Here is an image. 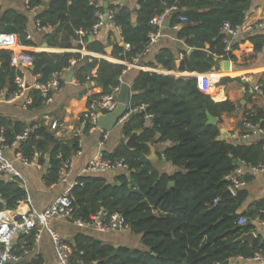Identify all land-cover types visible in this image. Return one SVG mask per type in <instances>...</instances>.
<instances>
[{"label": "trees", "instance_id": "trees-1", "mask_svg": "<svg viewBox=\"0 0 264 264\" xmlns=\"http://www.w3.org/2000/svg\"><path fill=\"white\" fill-rule=\"evenodd\" d=\"M49 2L48 6L45 3ZM103 0H29L30 9L41 10L36 22L42 28L51 30L44 38L50 47L73 49V42L83 41L87 50L106 55V46L90 42L91 32L99 21L98 14L104 13ZM254 0H139L134 13L127 5L109 6L115 13V23L121 29V37L130 47L126 50L114 46L112 57L122 62H134L142 56L149 43V34L156 31L152 20L162 15L167 8L178 7L179 11L170 17V29H175L177 39L186 49L181 50L182 61L179 69L176 56L170 50H163L152 66L162 65L168 71L207 74L218 67L221 61L234 60L225 52V35L222 28L226 23L240 27L247 19ZM185 16L188 23L181 24ZM29 17L14 10L2 12L0 7V31L19 36L21 45L32 46L27 40ZM82 31L85 35H79ZM250 41L255 54L264 49V37L253 36ZM82 48V47H80ZM190 49L194 50L190 53ZM34 56L35 70L31 74L36 83L47 85L53 75L77 64V81L85 84L95 81L102 88L100 95L109 94L121 86L127 67L105 59L82 56L74 53H30ZM12 52L0 50V93L9 87L8 96L17 91L16 78L26 75L22 69L11 66ZM97 69V76L90 74ZM29 70V69H27ZM235 79L223 77L216 82V88L204 93L197 78H176L151 72H139L132 86L129 118L123 133L130 137L140 131V142L171 144L162 153L161 159L179 170L174 174L161 173L140 151H130L121 144L113 154H103L113 161L125 160L130 174L116 177L118 184H111L101 176H85L81 185L75 187L76 219L89 221L100 210L123 215L132 233L142 236L144 249L127 246H113L85 234L75 238L73 261L84 264H224L239 257L249 258L264 253V243L257 240L254 246L239 242L245 234L255 228L240 226L241 218H264V199L246 213L239 210L248 199V191L240 190L230 201L222 202L221 197L228 190L225 177L236 170L235 161L253 166L264 164V139L251 145L230 142L221 138V124L224 115L236 112V105L221 88ZM31 109L43 105L38 90L30 92ZM92 102V101H90ZM142 105L146 111H137ZM217 119L215 125H208V115ZM153 116L150 122L146 117ZM259 125L264 130V111H247L241 122ZM28 127L22 123H11L0 117V133L4 130L7 144L12 145L17 137L31 129L28 141L22 143L19 152L32 158L42 152L50 155V165L45 183L52 186L59 179L64 160L79 151L78 140L70 144L60 143L47 128L40 124ZM89 127L87 126V129ZM62 154V158H58ZM41 159L40 164L45 165ZM175 186L170 188V184ZM28 193L18 181L0 178V212L14 210L27 205ZM219 199L218 204L215 201ZM35 236H22L18 250L31 248ZM237 263V261H236ZM28 264H45L42 257ZM243 264V263H238Z\"/></svg>", "mask_w": 264, "mask_h": 264}, {"label": "crops", "instance_id": "crops-1", "mask_svg": "<svg viewBox=\"0 0 264 264\" xmlns=\"http://www.w3.org/2000/svg\"><path fill=\"white\" fill-rule=\"evenodd\" d=\"M139 0H103L102 5L104 7L105 2H108L109 6L127 5L135 13L138 9ZM45 3V6H48ZM0 7L2 12L8 10H14L29 17V23L27 28V36L30 37L29 41L32 42V46L20 45V49L27 53H74L82 56H90L98 59H105L111 63L122 64L127 67L124 72L122 84L126 83L133 86L139 72H151L161 75L173 76L176 78H197L200 79V86L203 88L204 93H209L215 90L216 82L223 77H229L235 79L232 83L221 88V95H225L236 105V112L232 115H224L223 122L221 124V138L230 142H237L231 139V135H239L242 132L241 122L244 114L247 111H253L260 109L264 111V93H258L254 90L256 85H264V49L261 53L255 54V47L250 41L253 36L264 37V27L255 28L248 34H243L237 39V44L234 46V52L232 56L234 60L230 61L229 72L223 71V61L218 63V67L207 74L197 73H181L180 71H168L162 65L152 66L156 63V58L163 50H170L176 56V65L179 61H182L181 50L186 49L183 42L177 39V32L175 29L165 28L164 37L156 44H154L149 52L144 53L142 56L134 60V62H122L114 59L111 55L116 44L125 47L124 41L121 37V33L108 28L101 27L99 33L95 36H90V42L99 41L106 46V55L96 54L89 52L87 44L83 41L73 42V49L65 50L61 48H53L45 41V34L50 33L51 30L46 29L44 31L37 27L36 16L41 10H31L27 7V0H0ZM264 21V0H254L252 8L248 12V16L243 28L246 26L258 25ZM28 40V39H27ZM82 47V48H80ZM192 49H190V53ZM194 51V50H193ZM76 62V60H73ZM181 65V64H180ZM2 62H0V68ZM179 69V66L177 65ZM26 77L29 83V89L26 91V95L20 101L8 104L7 102L0 100V117L8 120L9 122L22 123L31 127L44 125L47 130L52 133L56 139L62 144H70L74 139L78 140L79 151L82 154L73 155L74 157V171L71 181L75 182L82 170L87 164L102 154H113L121 144H125L127 137L123 133V128L127 119L118 125L114 131L108 133V139H105L104 132L99 130L93 131L90 128L87 129L84 121V113L88 108L90 101L97 100L104 95L102 88L97 85L95 81H89L85 84H81L77 81L76 74H74L72 81L67 82L66 76L62 82V87L59 92H56L52 96V101L49 105H42L39 108L31 109L30 105L33 103V99L30 95L31 90L34 89L36 84V77L31 74L30 68L24 69ZM72 71V70H71ZM75 72V71H74ZM97 76V69L93 70L90 74L91 78ZM207 85V89L204 90L203 84ZM7 95L9 87L3 90ZM58 122L59 127L56 130H52V125ZM151 125V121L148 122ZM264 139L263 136H250L247 140H240L238 142L251 145ZM81 145V147H80ZM171 144H155L154 149L157 154L156 160L153 162L154 166L161 173L174 174L179 169L172 164L166 162L159 157L166 148ZM8 157L11 159H17L22 154L19 152V148H11L7 151ZM45 165H38L33 167H24L19 164V169L24 177L26 184V190L28 196L31 199L32 207L36 210H43L49 207L55 199H57L65 190V187L58 185L55 187L48 186L45 183L44 176L46 175L50 165V155L47 154L44 159ZM120 174H125L123 171L109 172L102 175H98L107 179L111 184H118L116 177ZM248 182L247 186L243 190L248 191V199L239 210V214L248 212L254 204L264 199V178L262 176L246 177ZM259 217V216H258ZM257 218V217H256ZM250 219V225L255 230L252 232L256 235L257 240L264 243V225L258 224L255 219ZM53 227L57 233L71 244L75 242V238L79 234H85L91 237H95L106 244L113 246H127L136 249H144L142 243V236L132 233L129 229L124 232L115 233H103L95 229H83L78 227L72 221L55 220ZM37 258L42 257L45 264H57V258L55 253L54 244L49 233H44L42 241L37 246L36 250ZM236 260L231 264H238ZM247 264V263H245Z\"/></svg>", "mask_w": 264, "mask_h": 264}, {"label": "built area", "instance_id": "built-area-1", "mask_svg": "<svg viewBox=\"0 0 264 264\" xmlns=\"http://www.w3.org/2000/svg\"><path fill=\"white\" fill-rule=\"evenodd\" d=\"M27 7L30 9L29 0H27ZM178 7L167 8L162 15L157 16L152 20V25L156 28V31L149 34L150 43L145 51L149 52L151 47L158 43L164 37V30L166 23L170 21V17L173 13L178 12ZM99 21L91 32V36H95L99 33L101 27H108L121 33V29L115 23V13L112 11L99 13ZM181 24L188 23V19L185 16L179 18ZM37 27L44 31L46 28H42L40 23H37ZM264 27V21L258 25H250L243 28L232 27L229 23H226L222 28V32L225 35L224 44L225 52L227 56H230L234 52V46L238 43L237 39L243 34L252 32L255 28ZM176 27L175 29H177ZM79 35H85L80 31ZM29 40L30 37L27 36ZM125 44V43H124ZM19 36L14 33H4L0 31V50H7L12 52L11 66L16 69H28L34 65V56L20 49ZM126 50L130 47L125 45ZM76 65L75 61L71 62V67L65 69L60 73L53 75L52 80L47 85H40L36 83L34 89L38 90L43 99V105L47 106L52 101L54 93L59 92L62 87L64 76L67 72L71 71ZM199 88L202 91L203 88ZM29 83L26 75L18 76L16 78L17 91L8 96L2 91L0 93V100L7 102L8 104L20 101L25 97L26 91L29 89ZM204 90L207 89V85H202ZM122 85L115 87L109 94L102 96L101 98L92 101L84 113L85 125L91 130H99L98 127V110H101L104 114L113 112L118 104V95L121 91ZM258 93H264V85L258 84L254 88ZM203 92V91H202ZM210 93V92H209ZM148 106L142 105L137 111H146ZM255 110H253L254 112ZM129 114H127L121 121L123 123ZM149 121L153 119V116L148 115L146 117ZM244 129L238 135H231V139L247 140L250 136H263L264 130L259 125H254L251 122L244 121ZM59 127V123L55 122L52 125V130H56ZM31 129H27L22 135L16 138L14 143L10 146L7 144L4 130L0 133V178L6 180L18 181L20 185L26 189L24 177L19 169V164L24 167H33L40 165L41 159H46L47 154L38 152L32 158H26L20 156L17 159H11L8 157L7 151L11 148H19L22 143L28 141ZM105 139H108L109 134L104 132ZM81 147V145H80ZM78 154H82L81 151ZM58 158H62V154ZM74 171V157L68 158L63 161L62 167L59 173L58 181L51 187L62 185L65 187L64 192L47 208L39 211L32 207L31 199L28 196L27 205H22L14 210H5L0 212V264H19L22 261L30 262L33 259H37L36 250L39 243L42 241L44 233H49L52 238L57 264H84L83 261H77L74 263V248L73 245L62 238L53 227L55 220L72 221L78 227L83 229H95L103 233H115L124 232L130 229L125 217L119 213H110L106 210H100L96 214L92 215L89 221H83L82 219H76V207L75 200L72 196V191L75 187L81 185L80 179L85 176H98L109 172L123 171L130 174V167L125 160L113 161L106 159L102 153L92 159L87 166L82 170L78 179L72 182V176ZM262 176L264 178V164L259 166H253L246 162L240 161V164L235 171L228 174L225 177V181L229 183L228 189L232 191L234 196L238 191L245 189L248 182L246 177ZM219 199L215 201L218 204ZM21 215L20 219H17V215ZM255 221L264 225V218L257 217ZM250 223V219L241 218L239 221L240 226H244ZM34 234L35 243L31 248H23L18 250V240L22 236H31ZM239 263L247 264H264V253H256L254 256L245 258L239 257L236 259Z\"/></svg>", "mask_w": 264, "mask_h": 264}, {"label": "water", "instance_id": "water-1", "mask_svg": "<svg viewBox=\"0 0 264 264\" xmlns=\"http://www.w3.org/2000/svg\"><path fill=\"white\" fill-rule=\"evenodd\" d=\"M46 5H47V2H46ZM104 10L105 12H108L109 10L108 2H105ZM166 27L170 28L169 21L166 23ZM44 47L47 48L48 44H45ZM191 52H193V50H191ZM180 64L181 63L178 61L177 65L179 67H180ZM222 65H223V71L229 72L230 66H231L230 61H223ZM34 70H35V67L33 65L32 67H30V71H34ZM74 74H75L74 71H70L68 75L66 76V81L71 82ZM131 97H132V87L126 83H123L121 91L118 95L119 104L117 108L113 112L107 113V114H104L101 110H98V127L101 131L110 133L114 131L116 127H118V125L121 123L124 117L130 112ZM216 123H217V119L213 117L211 114H209L208 115V125H215ZM140 135H141L140 131H136L132 133L131 136L128 137L125 143V146L130 151H133V152L140 151L148 161H151L153 163L157 158V154L154 149V146L152 143L140 142L139 140ZM235 163L239 165L240 161H235ZM174 186H175L174 183L170 184V188H173ZM233 198H234V194L232 193L230 189H228L222 195L221 201L226 202V201L232 200ZM2 203H3V200L0 199V204ZM16 218L20 219L21 215L20 214L17 215ZM256 241H257V237L254 233L245 234L239 239V242L249 243L251 246H254ZM75 244H76L75 242L72 243L73 246H75ZM19 264H28V262L22 261ZM224 264H231V262L227 261Z\"/></svg>", "mask_w": 264, "mask_h": 264}]
</instances>
